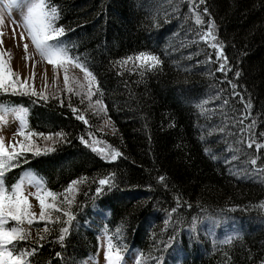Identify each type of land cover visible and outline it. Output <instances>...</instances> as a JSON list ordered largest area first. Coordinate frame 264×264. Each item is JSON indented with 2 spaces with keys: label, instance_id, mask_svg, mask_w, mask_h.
<instances>
[{
  "label": "trees",
  "instance_id": "obj_1",
  "mask_svg": "<svg viewBox=\"0 0 264 264\" xmlns=\"http://www.w3.org/2000/svg\"><path fill=\"white\" fill-rule=\"evenodd\" d=\"M45 2L64 29L60 46L94 77L111 130L74 96L0 91V108L26 110L25 134L53 139L48 151L13 162L6 188L34 177L74 216L63 225L54 212L60 221L48 233L43 223L22 225L30 238L17 248L37 249L28 264L92 262L101 237L135 264H264V148H249L241 130L255 122L252 138L264 144V0H206L204 25L195 24L192 0ZM209 22L227 72L217 70L215 41L194 32ZM141 53L159 63H121ZM112 150L115 160L101 154ZM73 181L83 182L66 199Z\"/></svg>",
  "mask_w": 264,
  "mask_h": 264
},
{
  "label": "snow or ice",
  "instance_id": "obj_2",
  "mask_svg": "<svg viewBox=\"0 0 264 264\" xmlns=\"http://www.w3.org/2000/svg\"><path fill=\"white\" fill-rule=\"evenodd\" d=\"M206 0H192V7L191 12L195 19L196 25H204L205 20L202 18L203 16L208 15V9L206 7L203 8L201 11L199 5L205 4ZM19 0H8L7 7L11 8L14 5H18ZM30 6L28 7V14L25 16L23 23L25 28L28 30V35L31 38L32 43L35 45L36 49L39 51L40 55L44 57L48 63L52 64L54 67H64L68 62H74L76 67L82 68L85 73V78L88 80L89 84L91 85L94 82V77H92L91 73L81 65L78 60H71L67 56V50L61 47V41L59 38L64 35V29L62 27L57 28L54 26L55 19L57 17V9L55 7H51L50 10L46 8L45 0H29ZM3 21L0 20V23ZM194 32L200 37V39L205 41H215L214 43H210V47L215 49V54L219 57L223 63L219 64L218 71L227 72V57L224 56L223 52V45L216 41L215 37V28L214 24L209 22L207 24V30L204 32H200L194 29ZM13 33L15 34V29H13ZM2 35V34H0ZM21 38H23V34H21ZM49 41H56L55 44H50ZM3 41L0 40V43ZM27 44L24 45L25 51H27ZM133 58L129 57L126 60L122 61V64L129 63ZM212 57L209 56V60ZM135 60L140 61L142 63L151 62L152 65H156L159 63L158 58L155 55L146 56L145 54L141 53L139 56L135 57ZM5 63L3 60H0V89L8 91L9 88H12L13 91H17V88H14L13 85L18 81V74L12 72L11 68H5ZM8 74L17 77L15 81L8 80ZM236 76H239V72L235 73ZM65 84H69V76L67 75V68L65 67ZM76 83H79L76 81ZM24 84H20L19 88H23ZM235 88V85H233ZM68 91L71 93L73 89L71 87L68 88ZM33 95H37L33 90ZM235 95H239L238 93H234ZM42 98H46L43 94H40ZM92 91L89 90L88 96L91 97ZM225 104L228 103L227 100L224 101ZM101 105V101L98 98L95 102V107L99 108ZM246 108H251L250 101L247 103ZM74 112H77L78 109H73ZM25 113L26 110L21 109L17 113V116L20 120V135H24L25 141L30 143V136L35 135L34 133H24V128L26 127L25 121ZM78 119L83 120L85 124L88 123V120L84 116H77ZM247 117L245 115H241V118L237 123L241 126L244 124V120ZM255 127V122H250L246 129L241 128L242 131H246L249 134V140L247 142V146L252 148L253 145L257 149L264 148V144L257 143L255 139L252 138V129ZM223 131V129H221ZM264 136V133L260 134ZM45 139H51V137H45ZM87 143V141H85ZM35 146L29 147L27 144L20 145V151H15V146H13L12 151H5V145L0 140V264H28L25 260V256L33 255L37 249L33 248L31 251H23L21 248H17L15 242L19 241H26L30 238V233L22 227V225L27 221L29 225L33 223H43L44 225V232L48 233L51 229L48 227L49 222H59L60 217L57 216L53 218L54 212H63V215L67 218L63 221V225H69L71 221L74 219V216L71 212L63 211L60 204L56 203L57 196L51 192H41L42 185L39 181H36L34 177H22L20 182L14 184L10 189L6 188L4 184V175L5 172L15 167L16 165L13 163L17 161L18 158L23 155L24 151H31ZM93 150H98L93 147ZM48 151V149H45ZM105 156V158H110L115 160L120 153L112 150L110 152H103L101 153ZM252 165L257 164V159H252L250 161ZM25 179L28 180L29 183H35L37 186V192L34 194L35 198L37 199L40 207L39 216L37 219L36 213L31 211V204L28 200V197L23 194V183ZM161 180H164V177H160ZM83 181H73L68 188V191L71 192L73 188H75L77 183H81ZM110 183V180L100 179L99 185L103 186L105 184ZM99 190V189H98ZM10 193V194H9ZM50 198V202L46 201V198ZM71 203V201H68ZM8 221L15 222V226L10 228H5V223ZM61 226L59 229V240L62 242L64 236L68 233L69 228L67 226ZM44 236H40L39 240H43ZM9 245H11V250H9ZM42 247V245H39ZM59 255V253H57ZM108 264H121L122 255L119 252H116L113 255V244L111 240L108 243V251L106 252L105 256ZM137 264H140L138 261Z\"/></svg>",
  "mask_w": 264,
  "mask_h": 264
},
{
  "label": "rangeland",
  "instance_id": "obj_3",
  "mask_svg": "<svg viewBox=\"0 0 264 264\" xmlns=\"http://www.w3.org/2000/svg\"><path fill=\"white\" fill-rule=\"evenodd\" d=\"M8 0H0V60L5 63V68H11L12 72L18 74V81L13 85L17 88V91H13L9 88V92L18 93L26 92L32 93L34 90L38 95L43 94L44 97H66L70 95L76 97L85 103L90 113L98 115L100 121L99 129L103 132L111 130L110 123L103 116V105L99 108L95 107L96 96L94 94V82L90 85L85 78V73L82 68L76 67L74 63L68 62L64 67H54L52 64L42 57L35 45L32 43L28 30L25 28L23 20L28 14V7L30 6L29 0H19L18 5H14L11 8L7 7ZM15 29V34L13 33ZM23 34V38H21ZM50 44H54L53 41H49ZM27 44V51H25L24 45ZM136 61L141 65L142 63L137 60H131L129 63ZM148 63V62H147ZM128 64V63H127ZM65 67L67 68V75L69 76V84H65ZM9 81L17 80V77L8 74ZM78 81L79 83H76ZM20 84H24L23 88H19ZM71 87L73 91L70 93L68 88ZM89 90L92 91L91 97L88 96ZM0 91H5L0 89ZM7 91V92H8ZM41 96V95H40ZM19 112L16 110H7L0 108V140L5 145V151H12L15 146V151H20L21 144H27L29 147L35 146L31 151L24 152H39L50 147L53 139L37 138L30 136V143L25 141L24 135H20V120L17 116ZM92 113V114H93ZM26 178V177H25ZM37 186L35 183H29L25 179L23 183V194L28 197L31 204V211L36 213L37 219L40 212V207L34 194L37 192ZM42 194L43 191L41 190ZM74 188L71 192L67 190L64 197L67 199L73 197ZM46 201L50 202V198L45 197ZM58 200L56 203H58ZM5 223V228H7ZM27 223V221H25ZM99 249L95 260L93 262H87V264H108L106 260L105 238L99 239ZM116 252H113L115 255ZM121 264H135L136 256L132 255L130 258H125L122 253Z\"/></svg>",
  "mask_w": 264,
  "mask_h": 264
}]
</instances>
